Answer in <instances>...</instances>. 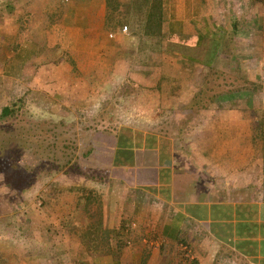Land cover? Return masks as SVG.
<instances>
[{
	"label": "crops",
	"instance_id": "1",
	"mask_svg": "<svg viewBox=\"0 0 264 264\" xmlns=\"http://www.w3.org/2000/svg\"><path fill=\"white\" fill-rule=\"evenodd\" d=\"M39 1L27 0L30 12ZM78 1L66 31L99 50L107 40L124 49L125 33L105 38L106 0ZM159 39L161 58L140 78L146 88L120 95L128 101L146 92L153 100L140 109L146 115L168 114L175 108L166 101H181L172 126L179 135L126 124L120 130L149 131V143L124 136L121 145L118 133L110 185L95 188L96 203L68 190L50 209L56 219L51 211L15 234L1 222L0 264H264V0H162ZM204 94L209 103L199 106Z\"/></svg>",
	"mask_w": 264,
	"mask_h": 264
},
{
	"label": "rangeland",
	"instance_id": "2",
	"mask_svg": "<svg viewBox=\"0 0 264 264\" xmlns=\"http://www.w3.org/2000/svg\"><path fill=\"white\" fill-rule=\"evenodd\" d=\"M7 1L0 0V235L1 222L11 224L8 230L15 234L20 223L26 229L29 220L52 218L47 214L55 212L50 209L60 206L62 194L68 190L82 192L87 198L82 202L93 206L95 188L110 185L109 136L119 133L136 142L140 139L145 145L149 131L120 129L126 124L141 128L149 122L155 128L151 133L173 138L179 135L172 126L179 120L177 106L182 105L176 98L168 99V108L175 110L146 115L139 113L143 105H153L146 92L128 101L120 95L146 88L140 78L147 69L141 66L161 58L163 40L140 36L136 20L125 24L127 33L105 28L107 39L119 31L129 36L124 49L110 48L111 40H104L99 50L88 39L83 44L75 40L79 36L66 31L73 25L69 6L77 7L81 1H39L38 12H30L27 1ZM55 5L63 10L53 22L46 16ZM47 6L50 10L45 9ZM125 48L132 50L127 56L123 54ZM166 59L172 60L173 55L166 52ZM119 61H134L138 67H120L116 65ZM131 70L134 73L129 77ZM186 86L179 91L187 92ZM214 90L220 91V85L215 83ZM207 94L196 100L199 106L209 103ZM127 107L130 114H125ZM162 125L166 130H157ZM11 176L14 185L9 184Z\"/></svg>",
	"mask_w": 264,
	"mask_h": 264
},
{
	"label": "trees",
	"instance_id": "3",
	"mask_svg": "<svg viewBox=\"0 0 264 264\" xmlns=\"http://www.w3.org/2000/svg\"><path fill=\"white\" fill-rule=\"evenodd\" d=\"M22 1L26 2L27 0ZM7 3H9V0L7 1ZM106 6L107 12L105 19V28L122 29V27L129 22V19H131L137 21L136 24L138 25L137 29L140 36H142V33L144 32L147 36L149 35L159 38L162 37V0H132L130 3L122 2L120 0H106ZM49 8L50 7L48 6L45 7V9L50 10ZM62 10V8L57 9V6L55 5L52 11L50 10L49 12H47L48 19L54 22L55 18H58L60 15H62ZM145 66H147L148 68L152 67L150 62H144L142 68L146 69ZM215 83L217 84V86L220 85L215 81L213 82V86H215ZM117 135V133H112V136H109L112 143H110L111 147L108 151V157H110L111 150L114 149L113 141L116 140ZM118 138L120 139L119 143L117 140V143L125 145L123 144L125 143L124 140L122 141L124 136L119 135ZM128 140L129 139H127V141ZM107 150L108 148L106 149V151ZM108 165H111L110 161L108 162ZM9 181V184L11 185L16 184L14 176H11V179Z\"/></svg>",
	"mask_w": 264,
	"mask_h": 264
},
{
	"label": "built area",
	"instance_id": "4",
	"mask_svg": "<svg viewBox=\"0 0 264 264\" xmlns=\"http://www.w3.org/2000/svg\"><path fill=\"white\" fill-rule=\"evenodd\" d=\"M127 29H128V27L125 25V26H123L122 31L125 32V33H127Z\"/></svg>",
	"mask_w": 264,
	"mask_h": 264
}]
</instances>
